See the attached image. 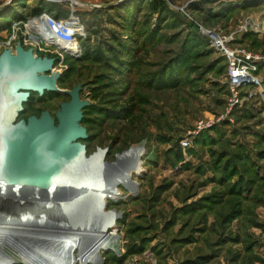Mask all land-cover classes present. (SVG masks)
<instances>
[{"label":"rangeland","instance_id":"rangeland-1","mask_svg":"<svg viewBox=\"0 0 264 264\" xmlns=\"http://www.w3.org/2000/svg\"><path fill=\"white\" fill-rule=\"evenodd\" d=\"M150 1L103 0L81 10L80 56L34 44L37 56L54 58L59 88L80 83L91 104L82 123L90 137L81 140L86 165L71 175L108 186L136 166L130 183L121 179L103 193L58 182L46 194L56 202L74 196V213L29 223L19 235L0 224L1 261L24 244L68 235L85 219L90 225L62 245L11 264H264V0H163L162 15L148 9ZM44 14L59 22L69 9L48 0L1 2L0 22L8 24L0 54L41 40L21 22ZM15 32L20 38L7 45ZM209 32L255 57L246 64L252 80L231 90L230 61ZM51 38L74 49L58 34ZM31 95L21 119L54 115L70 99Z\"/></svg>","mask_w":264,"mask_h":264},{"label":"water","instance_id":"water-1","mask_svg":"<svg viewBox=\"0 0 264 264\" xmlns=\"http://www.w3.org/2000/svg\"><path fill=\"white\" fill-rule=\"evenodd\" d=\"M54 62L52 57L35 55L21 42L14 52L5 49L0 54V127L13 159L8 168L10 177L19 172L43 177L72 174L86 165V146L81 140L88 134L81 121L90 102L82 97L80 83L70 90L59 88L60 74L53 70ZM45 91L64 92L70 99L61 102L54 115L43 110L40 116L17 120L30 93L42 95ZM9 108H13L14 116L7 120L5 111ZM99 152L104 150L99 148Z\"/></svg>","mask_w":264,"mask_h":264},{"label":"bare ground","instance_id":"bare-ground-1","mask_svg":"<svg viewBox=\"0 0 264 264\" xmlns=\"http://www.w3.org/2000/svg\"><path fill=\"white\" fill-rule=\"evenodd\" d=\"M39 29L43 31L39 26H37V32ZM45 31H50L51 33H48L46 36L44 35L46 37L44 40L51 38L55 34L52 33L54 31L50 29ZM234 70L236 77L248 74L246 71L242 72L241 67H236ZM5 114L7 116V120L13 118V108L7 109ZM12 160L13 159L9 154L8 144L5 140L3 129L0 127V224H2L1 226L3 229L15 230V235H19L21 233V229L28 226L29 223L40 224L41 222H59L67 217H70L74 213L76 203V198L74 196L70 200L66 198V196L63 198L60 197L61 201L56 202L58 197L55 196L49 198L46 194L47 192H50L49 190L52 191L55 187H57L58 182L65 181L76 188L90 184L93 185L96 194L103 193L106 189L114 187L115 183L121 179H123L124 182L128 181V183H130L129 175L131 169L136 166V164L128 166L126 170L121 171L122 178L115 175L114 178L110 179L108 186H101L100 184L102 183L98 184L94 178L91 179L89 176L90 174L88 175L89 177L87 175L73 176L68 173L43 177L37 176L36 173L33 172L24 174L19 172V175L10 177L11 173L7 168H9ZM98 161L99 160H97V162ZM112 171L114 172V169H112ZM63 202L68 203L64 205ZM89 225V222L83 219L82 221L74 223L71 227H69L67 233L68 235L63 233L56 237H47L44 241H32L31 243L24 244V246L20 249L16 248L11 251L10 254H4V260H0V264L15 263L18 258L26 257L33 252H41L49 250L54 245H62L65 241L71 239L75 234H77L81 228H87Z\"/></svg>","mask_w":264,"mask_h":264},{"label":"built area","instance_id":"built-area-1","mask_svg":"<svg viewBox=\"0 0 264 264\" xmlns=\"http://www.w3.org/2000/svg\"><path fill=\"white\" fill-rule=\"evenodd\" d=\"M51 3H54L55 5H67L68 9H69V16L63 20V21H59V22H55L54 19L50 18L48 15L44 14L41 15L39 17H33L28 19L27 23L21 22L24 24V26L26 27H32L33 31L36 32V34L41 36V40H38L37 38H34V41L32 42L33 46H31V48L33 49L34 53H35V46L34 44H45L48 48L53 47L54 45L57 46L56 48H58L59 50L63 51V52H68L73 56H80L82 53L81 50V45L77 42V38L76 35L77 34H83L84 30H85V26L84 24L81 22L79 13L81 12V10L84 9H94L95 7H100L99 4L97 5H93V4H88L85 3L81 0H48ZM43 20H47L50 23H48L49 25H53L54 26V32L55 34H58L61 36V38H64L68 41H70L71 43L75 44V46L73 47L74 49L72 50H66L65 47L60 46V44L58 42H46L44 41V35H47L48 33H51L50 31H45L48 28V24L47 26H45L43 24ZM17 26H19V24H15L13 26V28L17 29ZM37 26H39L40 28H42L43 31H41L39 29V31L37 32ZM207 32V31H206ZM43 33V34H41ZM208 33V32H207ZM210 36L212 38V42L215 44V46L224 54L227 56L228 60L230 61V69H229V78H230V87L231 90L234 91L236 90V88L242 84L243 82H246L248 80H252L253 77L251 76V72L249 69H247L248 67L246 66V64H248L249 60L255 59V57H253L250 54H246V53H242L240 50H234V49H229L227 48L226 45V39L222 38L219 34H215V33H210ZM20 38V34L18 33H14V35L12 36L11 40L8 44L12 45V42H14L16 39ZM69 38V39H68ZM48 39V38H47ZM14 40V41H13ZM7 45H5L4 47L7 48ZM22 45L27 49V47L25 46L26 43H22ZM13 50V52L15 51V48H11ZM36 55V54H35ZM258 60V59H256ZM240 68L242 72L246 71L248 74L246 75H242L241 77H236V74L234 73V68Z\"/></svg>","mask_w":264,"mask_h":264},{"label":"trees","instance_id":"trees-1","mask_svg":"<svg viewBox=\"0 0 264 264\" xmlns=\"http://www.w3.org/2000/svg\"><path fill=\"white\" fill-rule=\"evenodd\" d=\"M52 6H53V5H52ZM53 7H54V6H53ZM139 7H141V6H139ZM54 8H55V7H54ZM148 9H149L151 12H157V13H159V14H161V15H162L164 12L167 11V7H166V5H165V3H164L163 0H151L150 2H148ZM141 11H143V9H141ZM2 13H4V11H3ZM4 15H5V13H4ZM5 20H6V19L1 20L2 23L0 22V29H3L4 26L8 24L7 20H6V21H5ZM48 40H50V41H54V39H52V38L46 39V40H44V41L48 42ZM52 92H54V91H45L44 94H45V93H52ZM35 93H37L38 95H40L38 92H35ZM44 94L40 95V97H43ZM31 98H32V95H31V97L28 99V101L24 103V105H25L26 103H28V102L31 100ZM24 107H25V106H24ZM90 107H91V104L88 105V106H86V107L83 109V114H84V116H83V119H82V121H81V123H83V124H84V119H85V112H86L87 109L90 108ZM24 109H25V108H24ZM23 111H24V110H23ZM23 111H22V112H23ZM19 116H20V114H19ZM19 116H18V119H21V118H19ZM27 118H28V117H27ZM27 118H25V119H27ZM87 131H88V130H87ZM89 138H90V137L88 136V138L83 139V140L85 141V140H87V139H89ZM132 169L134 170V168H132ZM133 170L131 171V173L133 172ZM122 180H123V179H122Z\"/></svg>","mask_w":264,"mask_h":264},{"label":"crops","instance_id":"crops-1","mask_svg":"<svg viewBox=\"0 0 264 264\" xmlns=\"http://www.w3.org/2000/svg\"><path fill=\"white\" fill-rule=\"evenodd\" d=\"M3 1H5V0H0V3ZM81 1L88 3V4L97 5V4L102 3L103 0H81Z\"/></svg>","mask_w":264,"mask_h":264}]
</instances>
